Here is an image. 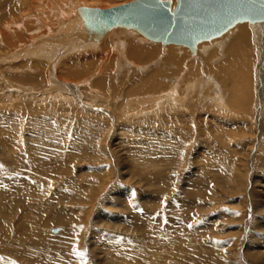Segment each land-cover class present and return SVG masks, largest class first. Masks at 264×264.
Listing matches in <instances>:
<instances>
[{
  "label": "rangeland",
  "instance_id": "374dc122",
  "mask_svg": "<svg viewBox=\"0 0 264 264\" xmlns=\"http://www.w3.org/2000/svg\"><path fill=\"white\" fill-rule=\"evenodd\" d=\"M130 1L89 0L86 7ZM47 3L40 15L52 31L41 27L38 36L58 32ZM31 4L12 15L33 12ZM5 13L0 10V16ZM5 18H0V264H264L262 25L245 48L244 57L254 61L252 102L235 112L217 99L238 78L227 59L234 28L214 40L224 51L204 57L117 25L101 39L94 34L98 44L82 50H75L71 38H57L51 62V53L41 54L23 27L18 30L24 40L6 29ZM30 19L28 29L43 26L40 17ZM248 22L253 21L235 24ZM127 42L137 50L159 51L151 63L139 62L143 70L128 57ZM168 46L183 59L178 77ZM72 63L81 71L70 72ZM87 63L92 68L83 69ZM210 66L215 84L209 82L213 91L209 86L204 93L200 80H191ZM159 67L168 76L159 78L165 84L146 92L140 82ZM55 79L67 85L55 89ZM137 85L139 92L129 91ZM165 86L177 89L175 99L158 106L148 102L151 90L158 94Z\"/></svg>",
  "mask_w": 264,
  "mask_h": 264
},
{
  "label": "bare ground",
  "instance_id": "6f19581e",
  "mask_svg": "<svg viewBox=\"0 0 264 264\" xmlns=\"http://www.w3.org/2000/svg\"><path fill=\"white\" fill-rule=\"evenodd\" d=\"M82 0H62V1H60V0H25L24 2L22 1V0H0V10L2 9V10H4V11H6V13L4 14V16L2 15V16H0V18L2 17L3 19H4V17H6L5 19H6V22L7 23H5L4 24V27L6 28V29H9V30H11L13 33L15 32L16 34H17V36H19V35H21V34H19V28H21V27H23V29H21L22 30V32H24V33H29V35H33L34 36V42H32L31 40V42L32 43H34V45H35V47H37V48H39V51H41V54L43 53V54H47V53H51L50 55H49V57L50 56H52V57H50L51 59H52V61L51 62H53L54 60V56H55V54L56 53H58L56 50H53L52 48H54L55 49V47L53 46L54 44H55V42H56V39L57 38H60V39H62V38H65L66 40H68L69 38H71V41L72 40H74V42H73V44L74 45H76L75 47V50L77 49V50H82L81 48L83 47V48H88V47H95L97 44H98V40H97V38H99V39H101V35L102 36H106L107 34H109L111 31H114V28L117 26V25H115V26H112V27H110L109 29H106V30H101V29H98V28H96V26H95V22H94V20H93V18H92V14H91V10H94V9H100V10H105V9H108V8H105V9H101V8H98V7H86V4L87 5H89V3H88V1L89 0H87L86 2H81ZM170 1V0H169ZM47 2H51L52 3V7L50 8V12H52L51 14H52V16H54V18H55V20H56V22H57V24H58V32H56V33H54V34H50V35H47V37L46 36H43L44 35V33H42V34H40V36H38V35H36V34H38L39 32H40V30H41V27H43V28H45V29H47V30H49V32L48 33H50L51 31H52V29H48V25H50L49 24V22L47 21V19L46 18H42V16L40 15L41 13H43V8L44 7H49L50 5H48V3ZM29 3H32L31 4V6L30 7H32V9H34L33 10V12H25L24 10H23V12L21 13V15H18V14H16L17 16H13L12 14H13V11H15V10H17V9H20V8H24V6H27ZM90 3H91V1H90ZM174 5H175V1H173V6L171 5V8H173L174 7ZM116 7V6H115ZM110 8H113V7H110ZM36 10V11H35ZM4 13V12H3ZM17 13V12H16ZM37 14H39V16L37 15ZM40 17L41 19H42V21H40L41 22V24L43 25V26H37V27H33L32 29H28V27H29V25H27V23H31V24H33L34 22H32L31 21V19H30V17H33V18H35V17ZM240 20V22L241 21H243V20H245V19H239ZM239 20H236L235 22H233L231 25H229L224 31H222L221 33H219V34H216V35H213V36H211V37H209V38H207V39H204V40H199V41H197L196 43H195V47H194V51H192L189 47V49L191 50V52H194V53H196V52H199V53H201L202 52V55L204 56V57H206V55H207V53H208V51L209 52H214V51H216V52H218L216 49H218L219 50V52L218 53H220V50H222L223 49V51H224V49H226L225 47V45L223 46L222 45V43H215V41L214 40H216V37H219L221 34H223V33H225L226 31H228V28L229 29H232V28H234V30H237L235 33H233V36H232V41H231V43L233 44H231V46H233L231 49H230V51H229V57L227 58L228 59V64H230L232 67H234V72H235V75H236V78H237V80L232 84V88H230V90H229V94L227 95V96H225V97H223L224 99V101L223 100H221L220 99V97H217V99H218V101H221L222 103H223V105L222 104H220V106L223 108V106L225 107V106H227V107H229L230 109H231V111L233 110V111H242L243 109H245V108H247L248 107V109H249V106H247L248 105V103H249V101H250V98H251V95L253 94V86H252V83H251V80H252V78H251V66H252V63L254 62L253 60H251V59H246L244 56H245V52H246V50H245V48H247V43L249 44V42H251L250 40V38H252V36L255 34V36H257L256 34H258V33H260V31L258 32V33H256V31H257V27H260L261 25V27H263V31H264V20H259V21H257V20H255V21H253V22H248L247 23V25H245V24H243V23H237V24H235L237 21H239ZM40 24V25H41ZM53 24H55V23H53ZM57 26V25H56ZM120 27H126V28H132V27H129V26H121V25H119ZM2 27V26H1ZM11 27H13V28H11ZM239 27V28H238ZM4 28V29H5ZM116 29H117V27H116ZM133 30H135V31H137L136 29H134V28H132ZM7 31V30H6ZM262 31V30H261ZM8 32V31H7ZM76 32V33H75ZM137 32H139V31H137ZM140 33V32H139ZM232 33V32H231ZM2 34H3V36H5V40H6V33H3L2 32ZM96 35L95 37H97L96 38V40L93 38L94 36L93 35ZM141 34V33H140ZM143 35V34H142ZM219 35V36H218ZM8 36V35H7ZM45 37L44 39L43 38H41V37ZM144 37H146L145 35H143ZM222 36V35H221ZM231 36V35H230ZM29 37V36H28ZM215 37V38H214ZM104 38V37H103ZM127 38V37H126ZM147 39H149L148 37H146ZM213 38V39H212ZM221 38V37H220ZM224 38V37H223ZM10 39V38H9ZM24 40L25 38H24V36L23 37H21L20 38V36H19V40ZM32 39V38H31ZM37 39V40H36ZM219 39V38H218ZM58 40V39H57ZM65 40V41H66ZM149 40H151V39H149ZM230 40V39H229ZM253 40V39H252ZM8 41H10V40H8ZM135 41V40H134ZM142 41V40H141ZM152 42H159V41H154V40H151ZM254 41V40H253ZM66 42H68V41H66ZM71 42V43H72ZM59 43V42H58ZM64 43V42H63ZM137 43V42H136ZM228 43V42H227ZM255 43V42H254ZM10 44H12V42L10 41ZM19 44V43H18ZM57 44V43H56ZM55 44V45H56ZM59 44H61V43H59ZM122 44V43H121ZM58 45V44H57ZM62 45V44H61ZM64 45H66V43L64 44ZM125 45H126V43H125ZM222 45V46H221ZM20 46V45H19ZM182 46H184V45H182ZM212 46H215V48L213 47V48H211ZM228 46V45H227ZM11 47V46H10ZM22 47H23V44H22ZM30 47V46H29ZM35 47H34V49H35ZM52 47V48H51ZM186 47V46H185ZM250 47V46H249ZM258 47V46H257ZM18 48V47H17ZM21 48V47H20ZM61 48H62V46H61ZM65 48V47H64ZM118 48V47H117ZM125 49H128V51H126V52H128L127 53V55H128V57L131 59V60H136V62H138L137 64L140 66V65H142L141 67L143 68L144 66V64H139V62H143V61H145L146 63L145 64H148V63H151L150 62V60L151 59H155V57L157 56V51H159V50H157L156 48H150V49H142V48H140L141 50H137V48L138 47H136L133 43H131V42H127V45H126V47H124ZM159 48V47H158ZM251 48V47H250ZM249 48V49H250ZM11 49H12V47H11ZM16 49V48H15ZM19 49V48H18ZM26 49V48H25ZM24 49V50H25ZM30 49V48H29ZM173 49H175L174 48V46L173 47H169L168 46V52H169V54H170V59H172V61H174L173 63L175 64V66H176V71L174 72L175 74H176V76L178 77L180 74V71H179V69L181 68V66H182V62H183V59L180 57V56H178V55H174L175 53V51L173 50ZM184 49V48H183ZM188 49V50H189ZM252 49V48H251ZM250 49V50H251ZM13 50H14V48H13ZM17 50V49H16ZM60 50V49H59ZM68 50V49H67ZM89 50V49H88ZM185 50V49H184ZM262 50V49H261ZM35 51V50H34ZM61 51H62V49H61ZM69 51V50H68ZM249 51V50H248ZM14 52V51H13ZM25 52V51H24ZM31 52V51H30ZM249 52H251V53H249V55L248 56H250V54L252 55V57L253 56H255V54H254V51H253V49L251 50V51H249ZM26 53H28V52H26ZM40 53V52H39ZM180 53V52H179ZM194 53H192V54H194ZM222 53V52H221ZM257 53H259V52H257V49H256V56H257ZM264 53V52H263ZM22 54V53H21ZM30 54V53H29ZM167 54V53H166ZM165 54V55H166ZM181 54H183V52L181 53ZM187 53L186 52H184V55H186ZM189 54V53H188ZM210 55H208V57L209 56H211V57H215V55H212L211 53H209ZM57 55V54H56ZM168 55V54H167ZM16 55H14V57H15ZM30 56V55H29ZM48 56V55H47ZM126 55H123L122 56V58L124 59V57H125ZM19 57V56H18ZM88 57V56H87ZM127 57V58H128ZM164 57H166V56H164ZM194 57V56H193ZM224 57H226V56H224ZM247 57V56H246ZM251 57V56H250ZM7 58H9V57H7ZM20 58V57H19ZM50 58H48V60L50 59ZM91 58V57H90ZM89 58V59H90ZM254 58V57H253ZM221 59V58H220ZM160 60V59H159ZM210 60V59H209ZM1 61V60H0ZM16 61V60H15ZM91 61V60H90ZM125 62H124V64L126 63V64H128V65H130V61L129 60H124ZM153 61V60H152ZM171 61V62H172ZM204 61V60H203ZM224 62H226L227 60L225 59V60H223ZM222 61V62H223ZM11 62H14V59H13V61H11ZM73 62V61H72ZM165 62V61H164ZM167 62V61H166ZM185 62V61H184ZM94 63H95V60H94ZM134 63V62H133ZM207 63V62H206ZM211 63V62H210ZM221 63V62H220ZM227 63V62H226ZM86 64V63H85ZM84 64V65H85ZM88 65L85 67V68H83V69H86L87 70V68L89 67V68H92L91 67V64H89V63H87ZM223 63H221V65H222ZM256 64V63H255ZM93 66H94V64H92ZM119 65V64H118ZM131 65H134V64H131ZM193 65V64H192ZM217 65H220V64H217ZM136 66V65H135ZM209 66V65H208ZM223 66V65H222ZM230 66V67H231ZM35 67V66H34ZM134 67V66H133ZM150 67V66H149ZM211 67H213V66H210L209 68L207 67V71L206 70H203L204 72H202V75L201 74H196V77H194L193 78V80H191V81H194V82H196L197 80H200V88L201 89H203V90H201V91H205V89H206V91L204 92V93H207V89H208V87L210 86V85H208V83L209 82H214L213 81V77H212V80H211V78L209 77V75H208V73H210V75H211V73H212V71H214L215 70V68H211ZM214 67H215V65H214ZM219 67H221V66H219ZM224 67H225V65H224ZM227 67V66H226ZM225 67V68H226ZM70 68H72L71 70H70V72H77L79 69H80V67L78 66V65H73V63L71 64V67ZM118 68H119V66H118ZM138 68V67H137ZM145 68V67H144ZM144 68H143V70H144ZM198 68V67H197ZM141 69V68H140ZM196 69V68H195ZM205 69H206V67H205ZM139 70V69H138ZM192 70V69H191ZM219 70H221V69H219ZM233 70L231 69V71L229 72L230 74H231V72H233ZM81 70H79L78 72H80ZM179 71V72H178ZM216 71V70H215ZM224 71V70H223ZM222 71V72H223ZM225 72H226V70H225ZM262 73V72H261ZM149 75H148V77H145L144 78V80H142V82H140L141 84H142V86H141V88H146V92H149V90H147V89H152V88H160V87H162L164 84L163 83H161V80H159V78H161L162 76H164V78H167L168 76L167 75H165V72H163V70L159 67V68H155L154 70H151L150 71V73H148ZM167 74V73H166ZM220 74V73H219ZM222 74V73H221ZM234 74V73H233ZM233 74L231 75V76H233ZM68 76H70V77H75L76 76V74H67ZM66 75V76H67ZM206 75H207V77H206ZM213 75V74H212ZM222 75H224V74H222ZM227 75V74H226ZM147 76V75H146ZM195 76V75H194ZM241 76V77H240ZM173 77H174V75H173ZM220 77H222V76H220ZM235 77V76H234ZM233 77H231V79H232ZM235 78V79H236ZM259 78V77H258ZM175 79V78H174ZM181 79V78H180ZM234 79V80H235ZM57 79H55L53 82L55 83V84H53V85H55V89H61L62 90V88H64L66 85H67V83L65 82V80L63 81V80H57ZM178 80V79H177ZM185 80V79H184ZM176 81V80H175ZM187 81V80H186ZM191 81H188L187 83H189V82H191ZM206 81H207V83H206ZM229 81H231V80H229ZM101 82V81H100ZM260 82V81H259ZM104 82H102V84H103ZM184 83H185V81H184ZM261 83V82H260ZM214 84H215V82H214ZM221 84V83H220ZM104 85H105V83H104ZM190 85V84H189ZM222 85V84H221ZM136 86V85H135ZM190 86H193L194 87V85H190ZM199 86V85H198ZM263 86V85H262ZM213 87V86H212ZM219 87V86H218ZM131 89L129 90L130 92H139L140 91V89H139V87H138V85H137V87H130ZM168 88V86H165V91L164 90H160L159 91V93L157 94V93H154V91L153 90H151L150 92H152V93H150V95L149 96H147V100H148V102H149V100H151V101H153L157 106L159 105V104H163V101L164 100H173V99H175V94H176V91H177V89H175L174 91H170V90H173V88L171 89V87H170V90L169 89H167ZM210 91H213V90H211V86H210ZM213 89V88H212ZM168 90V91H167ZM144 91V90H143ZM225 91V90H224ZM255 91V90H254ZM156 92V91H155ZM160 92H162V94H164V95H161V93ZM168 92V93H167ZM218 93H220V92H218ZM184 94V93H183ZM183 94H181V95H183ZM213 94V93H212ZM214 94H217L216 92H214ZM213 94V95H214ZM146 95V94H145ZM148 95V94H147ZM161 95V96H160ZM185 95H186V93H185ZM211 96V95H210ZM206 97V96H205ZM248 98L247 100H245V98ZM160 98H162L163 100H161L160 101ZM208 98V97H207ZM214 98V97H213ZM210 99V98H209ZM244 99V100H243ZM135 100V99H134ZM208 100V99H207ZM136 101V100H135ZM246 101V102H245ZM144 102V101H143ZM250 102H252V101H250ZM215 103H218L217 102V100H216V102ZM226 107V108H227ZM225 109V108H224ZM21 230H22V228H21ZM59 232V230H57L56 229V231H52V233H54V234H56V233H58ZM21 236V235H20ZM30 238V237H29ZM157 257V256H156ZM183 257V256H182Z\"/></svg>",
  "mask_w": 264,
  "mask_h": 264
},
{
  "label": "water",
  "instance_id": "95a60500",
  "mask_svg": "<svg viewBox=\"0 0 264 264\" xmlns=\"http://www.w3.org/2000/svg\"><path fill=\"white\" fill-rule=\"evenodd\" d=\"M171 5L169 0H133L91 14L98 29L129 26L151 40L192 51L197 41L221 33L236 20H264V0H176Z\"/></svg>",
  "mask_w": 264,
  "mask_h": 264
}]
</instances>
